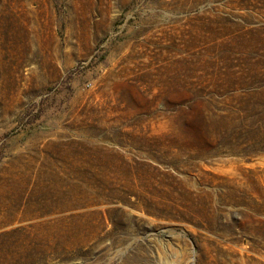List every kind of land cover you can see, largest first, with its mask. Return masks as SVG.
Returning <instances> with one entry per match:
<instances>
[{"label":"rangeland","instance_id":"rangeland-1","mask_svg":"<svg viewBox=\"0 0 264 264\" xmlns=\"http://www.w3.org/2000/svg\"><path fill=\"white\" fill-rule=\"evenodd\" d=\"M0 264H264V0H0Z\"/></svg>","mask_w":264,"mask_h":264},{"label":"bare ground","instance_id":"bare-ground-1","mask_svg":"<svg viewBox=\"0 0 264 264\" xmlns=\"http://www.w3.org/2000/svg\"><path fill=\"white\" fill-rule=\"evenodd\" d=\"M29 1V0H28ZM31 1V0H30ZM39 3V2H38ZM32 6V5H31ZM170 127V126H169ZM93 187V186H92ZM77 202V201H76ZM81 206V205H80ZM93 239V238H92Z\"/></svg>","mask_w":264,"mask_h":264}]
</instances>
